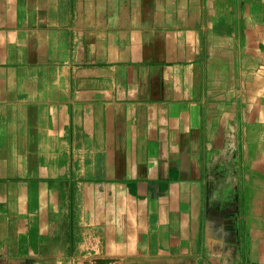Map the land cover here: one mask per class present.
<instances>
[{
	"label": "crops",
	"instance_id": "crops-1",
	"mask_svg": "<svg viewBox=\"0 0 264 264\" xmlns=\"http://www.w3.org/2000/svg\"><path fill=\"white\" fill-rule=\"evenodd\" d=\"M0 264H264V0H0Z\"/></svg>",
	"mask_w": 264,
	"mask_h": 264
}]
</instances>
